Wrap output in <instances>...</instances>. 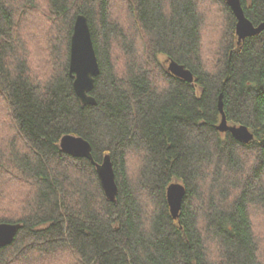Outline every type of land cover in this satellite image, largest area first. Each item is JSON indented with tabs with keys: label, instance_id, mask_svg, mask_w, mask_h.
<instances>
[{
	"label": "trees",
	"instance_id": "trees-1",
	"mask_svg": "<svg viewBox=\"0 0 264 264\" xmlns=\"http://www.w3.org/2000/svg\"><path fill=\"white\" fill-rule=\"evenodd\" d=\"M241 2L264 22V0ZM79 14L101 69L96 104L69 72ZM220 95L250 142L218 129ZM66 134L93 160L63 150ZM107 154L116 202L95 164ZM174 182L186 187L177 218ZM0 203V223L21 224L0 264H264V29L239 42L227 0H0Z\"/></svg>",
	"mask_w": 264,
	"mask_h": 264
},
{
	"label": "water",
	"instance_id": "water-1",
	"mask_svg": "<svg viewBox=\"0 0 264 264\" xmlns=\"http://www.w3.org/2000/svg\"><path fill=\"white\" fill-rule=\"evenodd\" d=\"M227 1L237 17L239 42L248 36L259 34L264 29V22L255 25L246 16L241 0ZM168 69L176 76L188 82L194 81L193 72L174 60H169ZM100 71L88 18L85 14H79L76 18L71 38L69 72L74 78V89L83 104L97 103L96 98L91 92L95 87V77L99 75ZM219 110L222 114L221 122L218 125L220 131H230L237 140L244 143L250 142L254 138V133L247 125L229 123L224 110L223 95H220L219 98ZM61 147L72 155L93 160L92 145L82 136L73 134L64 135L61 139ZM95 164L107 198L116 202L119 186L111 155L107 154L103 162ZM185 194L186 187L180 182H174L168 187L167 199L174 218H177L180 214ZM20 226V223H0V248L10 244L15 239Z\"/></svg>",
	"mask_w": 264,
	"mask_h": 264
},
{
	"label": "rangeland",
	"instance_id": "rangeland-1",
	"mask_svg": "<svg viewBox=\"0 0 264 264\" xmlns=\"http://www.w3.org/2000/svg\"><path fill=\"white\" fill-rule=\"evenodd\" d=\"M115 17H117L118 19H120V21L122 22V25L124 26V28L126 29V31L128 30L127 28H129V24L127 23V12L126 11H124V9L122 8V7H116L115 8ZM118 53V49H117V51H116V54ZM118 55L119 54H117L116 55V58L118 57ZM161 59L162 60H165V57L164 56H162L161 57ZM118 65H119V67H121V66H123V62L121 61V62H119L118 63ZM118 67V68H119ZM119 70H121L120 68H119ZM5 129H7V128H5ZM4 129V130H5ZM7 132H9L8 133V139H10V138H12L11 137V134H10V131H8V129H7ZM10 135V136H9ZM20 191H21V189H20ZM19 191V192H20ZM24 191V190H23ZM19 192H17V191H15V192H13L12 194H11V197L12 196H14L13 197V199H22V197H23V195H25V194H23L20 198H19ZM22 205V202H20V203H16V205L14 206H12V207H14V209H15V211L17 212V211H19L20 209H21V205ZM2 205V203H0V206ZM3 208H5V209H8V210H10L11 209V207H9V206H6V205H3L2 206ZM256 229L258 230V235H259V237H260V239L261 240H263V243L262 244H264V225H262V224H259V223H257L256 224ZM263 249H264V245H263V247H262ZM263 261H264V257H263ZM16 264V263H15Z\"/></svg>",
	"mask_w": 264,
	"mask_h": 264
}]
</instances>
